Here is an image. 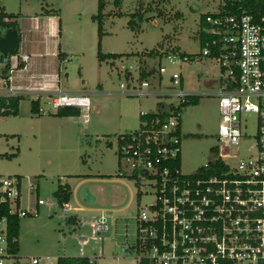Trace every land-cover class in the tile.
Masks as SVG:
<instances>
[{
	"label": "rangeland",
	"instance_id": "obj_1",
	"mask_svg": "<svg viewBox=\"0 0 264 264\" xmlns=\"http://www.w3.org/2000/svg\"><path fill=\"white\" fill-rule=\"evenodd\" d=\"M104 1L100 50L125 54L114 62L97 58V26L91 19L97 0H0V10L18 14V49L29 54L40 43L33 16L46 9L58 10L57 46L66 53L55 65L61 88L91 97L87 120L84 112L69 117L54 116L55 111L34 114L30 102L36 96L32 94L22 97L17 115L0 116V173L21 179L20 208L32 214L20 217V260L49 257L45 264H56L58 256H87L91 264H133L137 251L126 252L124 247L135 243V216L155 195L137 196L135 181L119 175L117 136L137 130L140 112H154L156 102L169 100L165 95L179 90L169 80L171 72L181 71L183 89L199 96L197 104L181 111L180 170L190 174L214 159L211 148L217 145L219 119L216 63L204 58L178 68L164 55L147 53L154 48L163 52L167 46H178L186 53L199 51L200 17L217 12L222 0ZM133 13L131 27L128 21ZM159 62L166 72L161 79L157 74L149 78V91L154 94L133 95L139 64L149 70ZM126 68L132 78L125 77ZM40 98L44 103L45 95ZM244 131L249 138L240 143L241 156L252 150L253 116ZM59 183H68L74 190L68 203L78 210L65 213L56 202L53 192ZM85 187L96 196L94 202L82 196ZM101 214L112 215V230L102 240L89 239L90 222ZM70 215H78L80 223H66ZM81 238L88 243L81 245Z\"/></svg>",
	"mask_w": 264,
	"mask_h": 264
},
{
	"label": "built area",
	"instance_id": "obj_2",
	"mask_svg": "<svg viewBox=\"0 0 264 264\" xmlns=\"http://www.w3.org/2000/svg\"><path fill=\"white\" fill-rule=\"evenodd\" d=\"M223 6L222 2L217 12L204 14V40L197 37L199 51L164 55L178 68L204 58L217 65L219 119L212 162L218 164L214 172L184 174L175 163L181 151L180 106L193 94L183 89L181 71L169 74L170 82L179 87L165 95L170 99L164 102L173 107L144 119L117 143L119 175L135 181L137 196L143 192L155 195L135 216V243L124 247L126 252L129 248L137 251L133 264H264V14L224 12ZM29 62L30 54L19 49L0 54V97L33 94L39 100L40 114L76 108L87 119L91 107L87 93L56 89L42 94V88L12 86V73L27 69ZM165 72L159 62L153 75L161 79ZM153 75L142 80L137 76L132 94L139 98L153 95L149 91ZM125 77L132 78L127 68ZM120 87L125 89L123 83ZM42 95L44 103H40ZM5 110L0 106V116ZM147 113L151 112H140ZM251 116L255 119L252 150L241 156L240 143L249 138L244 130ZM204 167L209 169L208 162ZM20 184L19 177L0 173V202L19 217L32 215L20 208ZM61 207L65 213L79 209L68 202ZM112 218L101 214L92 220L89 239L102 240L112 230ZM87 243L88 239L81 238V245ZM49 260H20L11 253L7 219L0 218V264H45Z\"/></svg>",
	"mask_w": 264,
	"mask_h": 264
},
{
	"label": "trees",
	"instance_id": "obj_3",
	"mask_svg": "<svg viewBox=\"0 0 264 264\" xmlns=\"http://www.w3.org/2000/svg\"><path fill=\"white\" fill-rule=\"evenodd\" d=\"M224 3L223 9L224 12H231V13H238L241 11H245L248 13H253L256 15L264 14V0H222ZM104 7H105V1L104 0H97V12L91 16L92 21L96 22L97 26V36H98V50H97V58L100 61L104 60H111L114 62L116 59L121 58L125 54L122 53H103L100 50V41L104 34L103 32V20L105 17L104 14ZM44 14H54L59 15L58 10L56 9H46L44 11ZM132 18L128 21V25L131 27L132 24H135L134 17L136 16V13L131 14ZM18 14L15 13H8L4 11L3 9L0 10V34H3L6 29L15 26L17 31L19 32V40H20V30L18 26ZM204 22V14L201 15L199 23H198V30H197V37L200 35L201 41L204 40V35L202 34V30L205 26ZM200 28V29H199ZM167 37V36H166ZM18 40V42H19ZM164 44L161 42L159 46H163ZM18 49V45L16 47V50ZM169 51H179L181 53H186L185 51L180 50L177 46L169 47L161 52L159 49L154 48L150 50L147 54L149 56H163L166 55ZM62 52H58V56H61ZM129 56V54H126ZM155 73V67H152L149 70H146L142 64H139L138 66V80H142L144 78H147L150 75H153ZM128 75V74H127ZM128 77V76H126ZM22 99V96H7V97H0V106H3L6 108L5 112L2 115H17L18 109H19V102ZM199 101L198 95H190L186 99V101L180 106V108L185 107L187 105L191 104H197ZM166 107H173L171 104H166L164 101H158L156 102V109L157 112H151L147 114H140V125L144 119H151L155 118L156 116L160 115L159 111H162ZM39 100L32 99L30 102V111L34 114H39ZM54 116L57 117H69V116H79L80 112L76 108H60L58 109L54 114ZM178 134H181L180 125L178 129ZM124 136H130V133H122L117 136V143L120 142L121 138ZM211 152L214 153V147L211 148ZM16 155V154H15ZM176 165L180 166V160L178 159L176 162ZM218 164V161L215 160V162L209 161V169H206L203 166L196 169L197 175L199 173L205 172H214V165L216 166ZM195 173V174H196ZM20 179V178H19ZM21 180V179H20ZM53 196L56 199V202L61 206L65 202H69L71 196H72V189L68 183L61 184L59 183L53 192ZM6 217L7 219V237L9 240V251L14 254H18L19 249V228H20V217L16 213H10L9 212V206L7 203L0 202V218ZM66 223H72V224H78L79 218L77 215H70L68 217H65ZM56 264H91L90 258L87 256H58L56 259Z\"/></svg>",
	"mask_w": 264,
	"mask_h": 264
},
{
	"label": "crops",
	"instance_id": "obj_4",
	"mask_svg": "<svg viewBox=\"0 0 264 264\" xmlns=\"http://www.w3.org/2000/svg\"><path fill=\"white\" fill-rule=\"evenodd\" d=\"M57 17L58 15H54V14L47 15L44 14V12L36 13L33 16V20L35 21L34 28L39 33L36 34V37L39 39L40 43L37 49H34L35 51L32 54H30V62L28 68L22 71H16L12 73L11 75L12 86H19L21 88H27V89L42 88V94H47L56 89L66 92H72V93L80 92V91H68V90H64V88H61L60 73L58 69L59 67L57 68L55 67V65L57 58H61L65 56L66 53L62 54L61 56H58V52L60 51V46H57V40L59 37L58 33H60L59 30L60 25H58L57 23ZM193 95H197V94H193ZM73 193L74 190H72V194ZM95 200H96V196H95Z\"/></svg>",
	"mask_w": 264,
	"mask_h": 264
},
{
	"label": "water",
	"instance_id": "obj_5",
	"mask_svg": "<svg viewBox=\"0 0 264 264\" xmlns=\"http://www.w3.org/2000/svg\"><path fill=\"white\" fill-rule=\"evenodd\" d=\"M19 32L15 26H12L3 34H0V54H8L14 51L18 45ZM82 196L87 202H94L95 196L90 192V190L85 187L82 191Z\"/></svg>",
	"mask_w": 264,
	"mask_h": 264
}]
</instances>
